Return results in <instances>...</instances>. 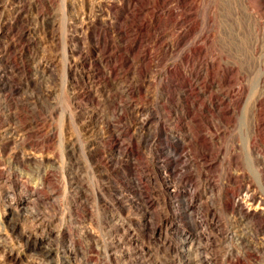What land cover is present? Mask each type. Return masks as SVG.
<instances>
[{
    "label": "rangeland",
    "instance_id": "1",
    "mask_svg": "<svg viewBox=\"0 0 264 264\" xmlns=\"http://www.w3.org/2000/svg\"><path fill=\"white\" fill-rule=\"evenodd\" d=\"M131 5L0 0V264H264L262 223L235 221L221 193L231 174L229 190L249 185L264 201V125L253 140L243 117L264 89V15L253 66L233 43L237 0ZM205 52L244 60L222 91L214 73L195 65ZM192 76L199 80L189 87ZM184 90V103L211 97L240 106L204 130L203 117L181 116ZM145 120L154 127L149 144ZM177 127L216 135L185 150L212 158L216 187L193 212L184 189L192 182L199 191L204 177L196 168L185 180L180 166L164 172Z\"/></svg>",
    "mask_w": 264,
    "mask_h": 264
},
{
    "label": "bare ground",
    "instance_id": "2",
    "mask_svg": "<svg viewBox=\"0 0 264 264\" xmlns=\"http://www.w3.org/2000/svg\"><path fill=\"white\" fill-rule=\"evenodd\" d=\"M120 1L125 3L126 8H130L132 6V0ZM237 2L238 7L235 9L234 14L238 20V35L233 40V43L236 50L238 52H241V55H244L246 53L249 58V62L254 66L257 60V55L259 51H261L259 32L260 18L262 17V15H264V0H237ZM93 22L94 20H90L89 16L85 15L83 24L87 27V29H89L91 25L93 26ZM206 41H208V38H206ZM179 43L180 41H177V44ZM195 63L197 68L204 72L205 76H209V74L214 73L215 82H212L211 84L215 83V87L219 91H222L226 85L230 84L231 80L233 81V78L231 77L232 73L237 72L239 66H243V64H245L244 60H242L241 63L240 61L226 62L222 60L220 56L218 57L214 53L208 54L207 52H205V55L197 57ZM192 77L194 83L190 84L189 87L197 85L196 80H199L196 76ZM240 88L241 87H239V89ZM183 94H186L185 90L182 92L179 91V100L177 102V106L181 108V116L189 118L191 122L195 120L196 116L203 117L206 120V123L204 125H207L205 128H203L204 130H210L211 125H209V123L213 119H215L219 123L225 122L232 117V115L240 106L239 101L233 102L230 100L227 101L218 98H216V100L214 101L211 97H209L207 100L197 102L193 101L192 103L188 104L184 103V100H182ZM223 95L225 96V94ZM263 103L264 89L260 96L255 98L249 104L245 103V105L243 106V109H246V111L248 112L247 115L243 114V117H245L249 121L251 138L253 140L261 135V128L264 125L261 119V107L263 106ZM141 127L144 132V135L141 137L144 138L145 143L149 144L150 138L153 136V124L151 123V121L145 120L142 123ZM161 130L162 132L164 131L163 129ZM176 130L177 131L171 133L170 135L171 141L168 142L170 155L168 157V162L165 163L171 166L164 172L167 173L168 176H170L171 174L175 173L180 166L179 168L183 170L180 174L181 180H185L190 177L192 168L198 169L199 176L204 177V188L197 191L195 188L196 186L193 185L192 182H190L184 189V195L186 196L184 199V208L186 209V211L193 212L195 211L194 208H197L199 206V204L195 205V201L197 199L199 201L202 199L208 200V191L212 193L213 189L216 187L209 178L212 164H208V162L212 161V158H208V156L204 153L190 156L185 152V150L187 148H190L191 146L198 145V143H201L203 147L207 146L208 143L212 144V142H214L216 138V135L209 131L207 132V134H198L189 129L188 131H186V133H179L178 127L176 128ZM164 135H166V133H164ZM261 144L264 147V142H261ZM201 169H203V172H201ZM233 179L234 176L229 174L227 183L221 190L223 197V207L230 211V215L233 216V219H235V221H240L244 224H248L252 229L260 227L259 225H261L262 223V228H264V207H262L264 206L263 199L257 196L256 192L252 190L249 185H243L242 187H240L238 189L239 193L229 190L230 183H233L232 181H234ZM199 186L201 187V185ZM204 208L205 217L208 218L211 223H215V211H212L207 206H205ZM194 222L196 223V221ZM231 237H229V239ZM189 240L191 239L188 233L181 231L180 241L185 244L186 242L188 243Z\"/></svg>",
    "mask_w": 264,
    "mask_h": 264
}]
</instances>
